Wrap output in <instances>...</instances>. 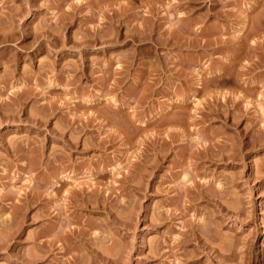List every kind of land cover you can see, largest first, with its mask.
Wrapping results in <instances>:
<instances>
[{
	"label": "rangeland",
	"instance_id": "rangeland-1",
	"mask_svg": "<svg viewBox=\"0 0 264 264\" xmlns=\"http://www.w3.org/2000/svg\"><path fill=\"white\" fill-rule=\"evenodd\" d=\"M221 262L264 264V0H0V264Z\"/></svg>",
	"mask_w": 264,
	"mask_h": 264
},
{
	"label": "bare ground",
	"instance_id": "bare-ground-1",
	"mask_svg": "<svg viewBox=\"0 0 264 264\" xmlns=\"http://www.w3.org/2000/svg\"><path fill=\"white\" fill-rule=\"evenodd\" d=\"M261 97H262V96H261ZM218 110H219V108H218ZM219 111H221V110H219ZM219 111H216V112H219ZM219 113H220V112H219ZM221 115H222V114H221ZM219 116H220V115H219ZM239 133H240V132H239ZM239 133H238V134H239ZM244 135H245V134H244ZM239 136H240V135H239ZM240 137H241V136H240ZM237 138H238V137H237ZM237 140H240V139H236V141H237ZM242 141H243V140H242ZM242 141L240 140V143H238V144H240L241 147L245 146V143L242 142ZM234 144H235V143H234ZM238 144H237V146H238ZM246 144H247V143H246ZM235 147H236V146H235ZM235 147H234V148H235ZM234 148H233V149H234ZM237 148H238V147H237ZM237 148H236V149H237ZM244 148H245V147H244ZM236 149H234V151H236ZM237 150L240 151L241 148H238ZM237 153H238V152H237ZM232 155H235V156H236V154H232ZM233 157H234V156H233ZM192 230H193V229H192ZM195 231H196V230H195ZM189 233H190V232H189ZM189 233H188V234H189ZM192 234H193L194 239L197 238V240L200 241V239H198V237L200 236L199 234H197L196 232H194V230H193V233H191V235H192ZM186 235H187V234H186ZM186 235H185V236H186ZM212 235H213V234H212ZM187 236H188V235H187ZM209 237H210V235L208 236V238H209ZM212 237H213V238H212ZM215 237H216V236L213 235V236L210 237V239L214 241V240H216ZM189 238H190V236H189ZM199 238H200V237H199ZM183 239H184V240H187V239H185V238H183ZM184 240H183V241H184ZM188 240H189V239H188ZM188 240H187V241H188ZM191 240H193V239H191ZM206 240H207V239H206ZM195 241H196V240H195ZM209 241H210V240H209ZM200 242H201V243H199V242H197V243L201 244V246H202L203 248H204V246H205V249H204V250H206V246H207V244H206L205 242H202V240H201ZM186 243H187V242H186ZM210 245H211V244H210ZM226 246H227V245H226ZM228 246H229V245H228ZM228 246H227V247H228ZM91 247H92V246H91ZM197 247H198V246H197ZM202 247H201V248H202ZM224 247H225V246H224ZM230 247H231V246H230ZM212 248L214 249V251H216V249H215L214 247H212ZM212 248L210 247V250H212ZM90 249H91L90 251L93 252L94 255H96V258H97V257H98V256H97V255H98L97 250H96L95 248H93V247L90 248ZM223 249H224V248L222 247V250H221V251H223V252L225 251V252H226V249H227V248H226L225 250H223ZM229 250H230V249H229ZM229 250H228V251H229ZM232 250H233V249H232ZM201 251H202V249H201ZM201 251H200V252H201ZM221 251H220V252H221ZM220 252H217V251H216V256H218V257L220 256V260H221V258H222V260L224 259L225 261H226V259L230 260V259L228 258V254L226 255L225 253L223 254V252H221V253H220ZM231 253H232V252H231ZM231 253H230V254H231ZM233 254H234V253H233ZM247 254H248V253H247ZM92 255H93V254H92ZM248 255H249V254H248ZM216 256H215V257H216ZM232 256H233V255H232ZM248 257H250V256H248ZM94 258H95V257H94ZM98 258H100V257H98ZM244 259H245V258H244ZM94 260H95V259H94ZM223 262H224V261H223ZM240 263H241V262H240ZM221 264H222V262H221Z\"/></svg>",
	"mask_w": 264,
	"mask_h": 264
}]
</instances>
